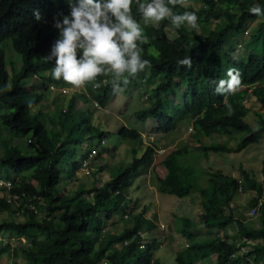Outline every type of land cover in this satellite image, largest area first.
Here are the masks:
<instances>
[{"label": "trees", "instance_id": "1", "mask_svg": "<svg viewBox=\"0 0 264 264\" xmlns=\"http://www.w3.org/2000/svg\"><path fill=\"white\" fill-rule=\"evenodd\" d=\"M253 5L264 9V0H184L183 4L174 7V11L195 12L199 29L196 33V28L192 27L187 29L181 25L176 28L170 18L160 21L156 27L148 24L138 12L134 0L132 14L141 23L144 35L149 37L148 43L142 45V58L151 61V67H146L135 78L153 85L149 95H144L147 106L136 111L135 116L140 120L150 118L154 130L163 134L173 130L176 121L188 119L191 136L198 143V136L230 137L233 132L244 131L234 149L256 143L259 134L264 132L263 115L259 111L253 112L254 130L243 120L250 110L243 104L244 100L251 96L264 106V15L251 14L249 8ZM37 9L42 16L40 21L33 15ZM58 12H70L67 0H0V41L9 39L10 46L20 57L16 68L11 65L8 71L0 48V105L6 108L0 113V124L10 130L28 133L27 144L32 148L31 153H24L15 146H7L0 155V166L8 171L7 178L2 179L11 182L8 190L1 187L4 191L0 196V212L14 216L19 207L6 203L4 197L6 194L18 197L23 194L22 201L34 197L31 202L36 207L41 205L48 216L45 219L23 210L20 220L0 219V235L8 232L13 236L5 248L14 245L16 237H24L29 247L19 252V247L11 246L15 255L21 253L24 264H163L154 257L158 241L151 239L142 244L144 235L156 225L155 221L144 217L143 208L130 218L128 227L115 233L105 229L108 223L115 222L116 215L121 213L126 217L135 207L134 198L127 192L130 178L140 167L148 168L154 164L155 143L145 145L138 157L132 147L131 160L119 166L116 173L103 183L97 184L98 181L92 179L90 189L80 184L72 191L59 187L65 179L78 175L90 178L94 174L91 164L99 156L98 142L104 139L105 133L91 130V99L104 107L115 92L113 79L106 84L101 82L107 74L114 75L106 70L84 87L85 93L67 97L66 106L56 113L48 115L49 112L41 109L32 110L45 98L44 91L49 83L70 85L63 78H53L55 59L49 62L42 59L50 54L52 44L59 38V30L53 26V17ZM259 17L261 20L248 35L249 41L244 43L251 45L249 54L245 58L234 57L235 43L243 38L248 24ZM165 28L172 29L175 36L168 37ZM259 40L261 48L258 47ZM189 56L192 59L190 68L178 64ZM230 67L242 73L241 87L233 94L219 95L215 92L216 84L226 79ZM28 79L32 80L29 89L20 90V85ZM78 101L81 103L80 117L73 118ZM225 101L234 109L231 116ZM47 123L50 127H46ZM63 123L71 126L65 130ZM76 131L85 132L88 145L81 154L80 141L74 136ZM118 134L131 139L137 135L136 131L126 127H121ZM96 146V156L86 157ZM185 152L184 146L156 161L165 169L162 177L155 178L157 193L180 198L191 190L197 191L203 200L200 219L207 230H223L230 226L237 236L231 239L228 234L224 237L213 234L195 239L190 218L175 216L172 219L174 226L169 225L168 230L179 233L188 244L174 253V264L201 263L209 260L212 254L215 257L211 264L261 263L264 260V209H258L257 226H253L241 221L240 218L244 217H236L230 203L239 186L240 191L249 188L260 197L264 180L250 179L242 169L241 178L218 169H208L206 182L197 184L195 179L194 182L189 180L187 170L179 162ZM64 154L69 157H63ZM78 154L80 156L75 158ZM84 159L87 160L88 173L75 174ZM67 167H72L71 172H65ZM17 176H20L19 180ZM131 202L133 207L129 208ZM3 249L0 247V253ZM238 249L242 250L239 254L236 253Z\"/></svg>", "mask_w": 264, "mask_h": 264}, {"label": "rangeland", "instance_id": "2", "mask_svg": "<svg viewBox=\"0 0 264 264\" xmlns=\"http://www.w3.org/2000/svg\"><path fill=\"white\" fill-rule=\"evenodd\" d=\"M194 7H196L194 5ZM261 18H257L253 22L249 23L246 32L243 34V38L240 41L235 43V53L234 57L237 58H245L250 52V46L244 43H247L248 35L251 30L254 29L257 23ZM148 24L153 26H158L159 22L147 21ZM213 23V20L210 21V24ZM209 24V25H210ZM185 28H190L191 26L187 23L183 24ZM196 33H199V29L196 28ZM166 35L168 37H174L175 32L170 28H165ZM258 47L260 46V40L258 42ZM239 44V46H237ZM0 48L4 52V60L7 64L8 71L12 65L13 68H16L18 63L20 62V57L17 52H15L10 46L9 39H5L0 41ZM126 75V74H125ZM114 78V77H113ZM31 80V79H30ZM29 80L22 83L20 85V90H24L25 88L29 89L30 85ZM153 85H146V83L141 81L140 78L131 79L130 83L125 87L123 86V91L119 93H114L110 101L99 109L94 110V108H90L92 112L91 117V130L94 128L97 131L104 132L105 144L104 149L113 150L117 148L118 144H126L121 149V152L130 153V146L135 147V150L138 151L140 148L144 147L147 143H155L154 150V164L150 168L140 167L136 174H133L130 178V185L127 189L128 195L131 198H134L135 208H132V212L130 215L123 217L122 214L116 216L117 221L113 223H108L105 226L107 231H111L112 233L118 232L120 229L125 228V226H129L131 224L130 218H134L135 214L138 213L142 208L144 209V217L146 219H150L155 221L156 225L150 231H148L145 236L142 244H145L147 240L155 239L158 241V248L154 252V257L159 260L163 264H174V253L188 244V240L182 237L179 233L175 231L168 230L169 225L174 226V221L172 220L175 216L177 217H188L193 222V226L191 230L194 233L195 239H203L209 236H213V234H217L219 236H230L236 237L237 234L235 230L230 226H226V233L222 230L216 229L211 230L210 232L207 228L202 224L200 216L202 213V205L203 200L199 193L191 191L189 194L183 197H176L174 195L168 194H158L155 189V178L162 177L165 174L164 167L158 165L156 161H158L161 157L166 156L169 152L176 151L181 149L184 143V140L188 135L191 134L192 130L189 129L188 119L179 121L175 128L167 133H158L154 128L152 129V121L150 118H146L145 120H140L135 116V112L146 106L148 104L147 99L145 98V94L149 95V89ZM145 88V90H144ZM47 98H44L39 104L34 106L32 110L41 109L45 110L46 113H56L60 108L66 106L67 101H65L62 96L55 94V91L51 90L50 92H46ZM171 99V96H169ZM68 100V99H67ZM244 103L245 106L249 107V114L245 116L246 123L250 125H256L255 117L253 115L254 111L261 110L264 115V106L261 103H258L254 97H249ZM79 103H77L78 105ZM76 105V106H77ZM263 106V107H262ZM78 109V110H77ZM75 113L72 115L73 118L80 117L81 105L77 108ZM6 108L3 105H0V113H2ZM50 110V111H49ZM94 110V111H92ZM179 120V119H177ZM65 130L68 129L71 124L63 123ZM46 127H50V123L46 124ZM80 127L82 128L81 124ZM121 127H126L128 129H134L141 133V135L146 137L145 142L140 141L141 145H136L135 142L131 138L120 137L118 131ZM56 131H59L60 128L58 126L55 127ZM76 134V135H75ZM74 134L75 139L80 141V146L85 145V132L76 131ZM151 136L149 141L148 136ZM260 141L258 144L253 143L250 145L241 148L240 150H235V142L230 141L229 149L225 150L223 147H199L195 144L186 145L185 149L187 152L183 153L182 157H179V162L182 164L183 168H185L188 172L187 177L192 182L203 185L206 182L205 175L202 170L208 169H218L228 175L237 176V178H241V169H244L248 174L250 179H253L257 182H263L264 173L262 172L264 167V133H260ZM27 136L28 133L18 132L15 130H10L8 127L0 124V155L3 150L7 148V146H15L19 150L24 153H31L32 148L27 144ZM79 138H78V137ZM141 137V136H140ZM214 139L219 141V139H225V136H213ZM157 138V140H156ZM140 140V139H139ZM139 141H137L138 143ZM207 143V142H205ZM227 144V143H226ZM143 145V146H142ZM217 146V145H216ZM228 146V144H227ZM204 148V149H203ZM161 150V152L159 151ZM196 151H202L204 154L202 156H198ZM120 152V153H121ZM101 154V152H100ZM117 154L108 155V160L114 157H117ZM63 157H69L68 154H64ZM75 157V156H74ZM100 157V155L98 156ZM67 160V159H65ZM103 162V161H102ZM146 170V171H145ZM145 171V173H143ZM8 171L6 168L0 166V178H7ZM27 177L28 173L24 174ZM63 175V174H62ZM18 180L20 176L16 177ZM106 179V177H103ZM137 178V179H136ZM90 178L84 175H78L70 180H63L59 187H65L68 191H72L73 188L80 184L84 185L86 189H90L92 186V182H90ZM97 181L101 182V178L97 177ZM139 186L140 188H137ZM3 191L0 187V196L3 194ZM264 195V187L263 193ZM260 196V197H261ZM259 196L252 189H246L243 192L238 191L237 200L238 205L240 207H244L243 211L249 209L251 204H254L256 199ZM254 202V203H253ZM131 206V205H130ZM16 206L14 205V208ZM133 207V206H132ZM41 205H38V213L44 214L45 211L42 209ZM40 217V215L38 216ZM55 216L53 215V218ZM240 218V215H237ZM240 218L241 221H245V223H250L253 226L257 225V216L254 218L246 219ZM14 218L15 220H20L22 218L11 216L4 211L0 212V219ZM239 219V220H240ZM173 223V224H172ZM232 237V238H233ZM13 236L8 232H4L0 235V247L4 248L0 253V264H24V260L21 256V253H17L16 255L12 251L11 245L5 248V245H9L13 240ZM234 239V238H233ZM242 252L241 249L236 251L237 254ZM215 255L212 254L209 260H205L201 262V264H211L213 262ZM198 264V263H195Z\"/></svg>", "mask_w": 264, "mask_h": 264}, {"label": "clouds", "instance_id": "3", "mask_svg": "<svg viewBox=\"0 0 264 264\" xmlns=\"http://www.w3.org/2000/svg\"><path fill=\"white\" fill-rule=\"evenodd\" d=\"M133 2L134 0H67L70 12H58L53 17V26L59 30V38L52 44L50 54L42 57L45 62L55 59L53 78H63L70 84L61 86L78 88L75 95L85 93L84 87L107 70L114 75L107 74L101 82L106 84L113 79V91L119 93L123 91L121 83L126 87L130 78H135L146 67H151V61L142 58V45L148 43L149 37L144 35L141 23L132 14ZM135 3L144 21L158 23L170 18L171 24L176 28L185 23L197 28L198 17L195 12L174 11V7L183 4L184 0H148L146 3L135 0ZM249 11L256 16L264 15V9L258 5L251 6ZM33 15L37 21L42 20L38 9L34 10ZM178 64L190 68L192 59L190 56L185 57ZM241 81L240 70L230 67L226 72V79H221L216 84L215 92L223 96L233 94L241 87ZM225 106L231 116L234 113L232 105L225 101ZM91 107L96 110L100 105L91 99Z\"/></svg>", "mask_w": 264, "mask_h": 264}, {"label": "crops", "instance_id": "4", "mask_svg": "<svg viewBox=\"0 0 264 264\" xmlns=\"http://www.w3.org/2000/svg\"><path fill=\"white\" fill-rule=\"evenodd\" d=\"M29 81H31L32 82V80H30V79H28ZM31 82H30V85H31ZM123 87V86H122ZM46 92H48V91H44V96H45V98H47V94H45ZM62 98H64L65 99V97H62ZM67 97H66V99H65V101H67ZM77 103H79L78 105H77ZM76 108H75V110L74 111H76V109L77 108H79V106L81 105V103L78 101V102H76ZM147 106V105H146ZM142 107H145V106H143L142 105ZM263 107V106H262ZM264 108V107H263ZM42 111H45V110H42ZM50 111V110H49ZM257 111H259V110H257ZM250 112V111H249ZM249 112L247 113V114H249ZM261 114H262V112H261V110L259 111ZM247 114L245 115V116H247ZM48 115H50V112H49V114ZM263 115V114H262ZM245 116L243 117V120H244V122L246 123V121H245ZM263 118H264V115H263ZM248 124V123H247ZM249 125V127L252 129V130H254L255 128H256V125H250V124H248ZM154 127V125L152 124V128ZM92 129H94V128H92ZM134 130V129H133ZM134 131H136V130H134ZM136 133H137V135L132 139L134 142H135V144L136 145H141V142H140V136H143V135H141V133H139L138 131H136ZM158 133H160V132H158ZM264 133V132H263ZM245 134V131L244 132H233V133H231L229 136L230 137H228V136H225V139L223 140V139H219V141H217L216 142V140L214 139L215 137H213V136H215V135H210V136H207V137H204V136H198L196 139H199L200 140V142L198 143L197 141H195V139L194 138H192V136H191V134L190 135H188L187 136V138L184 140V143L186 144V145H191V144H195L196 146H199V147H209V148H211V147H213V146H215V147H223V149L225 148V150L227 149V150H230L229 148V144H230V141H232V142H235L236 143V141H238L239 139H241L242 138V136ZM146 138V137H145ZM151 138V136L149 135L148 136V139H149V141H147V142H150V141H152V139H150ZM260 135H259V137H258V140H257V142H256V144H258L259 143V141H260ZM104 140H105V138H104ZM156 140H157V138H156ZM137 141H139L138 143H137ZM86 142V141H85ZM205 142H207V143H205ZM228 144V146H227V144ZM105 144V143H104ZM104 144L103 145H101L100 146V152H101V154L99 153V155H100V157H96L93 161H92V164H91V168H93V171H94V174L90 177V180H92V179H95V180H97V177H100L101 178V182H97V184H100V183H103L104 181H106V180H108V179H110L115 173H116V171H117V168L119 167V166H121V165H123V164H126V163H128L130 160H131V158H132V155L134 154L133 153V150H132V146H130V145H128L129 147H130V153L129 154H127V152H121V149L124 147V145H126V144H118V146H117V148H115V149H113V150H109V149H102L103 147H104ZM149 143H147V144H145V145H148ZM186 145H183L182 147H184V146H186ZM217 145V146H216ZM143 146V145H142ZM81 147V152H80V154L83 152V151H85L86 149H87V147H88V145H87V142H86V144L85 145H82V146H80ZM145 147V146H144ZM144 147H142V148H140L138 151H136L135 152V156L136 157H138V156H140L141 154H142V152H143V149H144ZM204 149V148H203ZM99 150V149H98ZM156 150V149H155ZM121 152V153H120ZM117 154L118 153V156L117 157H114V158H111L110 157V159L108 160V158L109 157H107L108 155H112V154ZM195 153H197L198 154V156H202V154H204L202 151H196V152H194V154ZM80 154H78V155H75V158H77V157H79L80 156ZM103 161V162H102ZM264 161V160H263ZM152 166V165H151ZM150 166V167H151ZM150 167H148V168H150ZM72 167H67L66 168V170H65V172H71V169ZM242 170H244V169H242ZM146 171V170H145ZM145 171L143 172V173H145ZM240 171H241V168H240ZM202 172L204 173V175H205V179H206V177H207V174H206V172H207V170H202ZM224 173V172H223ZM226 174V173H225ZM102 176L103 177H106V179H103L102 178ZM230 176H232V177H235V178H237V176H234L233 174L232 175H230ZM63 178H64V176H63ZM137 179V178H136ZM91 182V181H90ZM137 188H140L139 186H137ZM191 191H193V192H196V193H198L197 191H195V190H191ZM190 191V192H191ZM238 191H240V189H238ZM189 192V193H190ZM240 192H243V191H240ZM188 193V194H189ZM264 196V195H263ZM254 203V202H253ZM131 205V206H130ZM251 205H253V204H251ZM129 208H131L132 206H133V202H131V203H129ZM230 207H231V209H232V211H233V214L237 217V215H240V216H245V213H246V211L244 212L243 211V208L242 207H240L239 205H238V200H237V194L233 197V199L231 200V203H230ZM133 208H135V207H133ZM250 208V207H249ZM117 216V215H116ZM116 216L114 217V221H117V218H116ZM246 219H248L247 217H246ZM244 222V221H243ZM255 226H257V225H255ZM125 227H128V226H125ZM226 228L227 227H225V229H223L222 231L223 232H225L226 233ZM231 229V228H230ZM234 236V235H233ZM233 236H230V234H228V237L229 238H231L232 239V237ZM211 257V256H210ZM198 264H201V263H198ZM259 264H264V260L261 262V263H259Z\"/></svg>", "mask_w": 264, "mask_h": 264}, {"label": "built area", "instance_id": "5", "mask_svg": "<svg viewBox=\"0 0 264 264\" xmlns=\"http://www.w3.org/2000/svg\"><path fill=\"white\" fill-rule=\"evenodd\" d=\"M51 90H53V91H55L57 93L59 92L60 95H71V94H74L75 92H77L78 88H76L74 86L73 87H69V86H64V87L63 86H55L54 84L49 83L47 85V87H46V91L50 92ZM245 102L246 101L244 100L243 104ZM93 104H94V106H97V104L95 102H93ZM140 140L145 142L146 138L144 136H141ZM104 143H105L104 139H101L98 142V146H101ZM98 146L92 147L88 151L86 157H95L96 154H97ZM159 151L161 152V150H159ZM79 173H84V174L88 173L87 160L84 159L82 161L80 167L78 168V170L75 171V174H79ZM10 186H11V182L10 181L0 179V187L5 188L6 190H8ZM238 189H240V186H239ZM20 197H24L23 194H21ZM20 197H18V195L11 196L9 194H6L5 197H4V200H5L6 203H11L13 206L15 205L16 207H19L17 209V211L14 213V215L16 217L22 218L23 210H25V211H28V212L35 213V214H37V216L40 215V217H44L45 219H48V216H45L44 214H39L38 213V207H36V205L31 202V200L34 197L27 198L26 202L22 201V199ZM260 207L264 209V196H261V197L256 199L254 205H252L246 211L245 216L247 218L256 217L258 215V209ZM14 245L16 247H19L18 248L19 252L22 251L23 248L29 247V243L26 241V239L24 237H21V236L15 238ZM14 245H11V246L13 247ZM140 247H142V245H140ZM230 256L233 257V254H231ZM103 264H105V263H103Z\"/></svg>", "mask_w": 264, "mask_h": 264}]
</instances>
